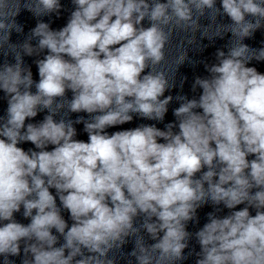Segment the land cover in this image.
<instances>
[{
  "label": "clouds",
  "instance_id": "9594fccd",
  "mask_svg": "<svg viewBox=\"0 0 264 264\" xmlns=\"http://www.w3.org/2000/svg\"><path fill=\"white\" fill-rule=\"evenodd\" d=\"M72 2L64 27L53 30L39 20L22 44H13L12 32L23 31L16 21L22 9L43 17L59 15L62 6L60 0H0V52L15 60L0 65L8 105L0 117L4 264H13L8 257L19 256L22 243V264H115L109 253L128 238L136 264H177L192 236L187 223L198 222L197 209L208 203L245 206L223 217L207 214L195 233L196 264H264V73L247 66L264 61V47L243 42L264 27V0H221L220 8L216 0ZM221 15L231 23H219ZM205 16L210 22L202 25ZM177 31L190 34L187 45L196 44L197 31L209 40L231 33L227 52L218 49L217 62L205 64L208 75L193 82L199 98L177 96L176 122L166 130L140 125L109 135L106 129L131 122L133 114L164 120L173 100L164 94L176 84L160 66ZM180 48L176 71L189 60L184 43ZM45 50L35 61V82L23 57ZM45 110L39 123H25ZM80 112L89 118H67ZM81 123L87 142L74 139V124ZM24 142L39 151L18 147ZM21 207L27 225L14 219ZM53 229L63 244L56 246Z\"/></svg>",
  "mask_w": 264,
  "mask_h": 264
}]
</instances>
